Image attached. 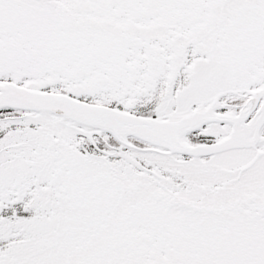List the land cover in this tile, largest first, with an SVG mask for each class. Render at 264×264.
Returning <instances> with one entry per match:
<instances>
[{"label":"snow or ice","instance_id":"obj_1","mask_svg":"<svg viewBox=\"0 0 264 264\" xmlns=\"http://www.w3.org/2000/svg\"><path fill=\"white\" fill-rule=\"evenodd\" d=\"M0 264H264V0H0Z\"/></svg>","mask_w":264,"mask_h":264}]
</instances>
